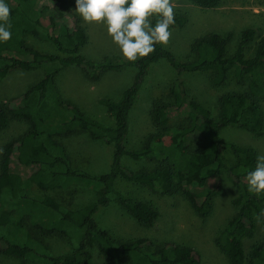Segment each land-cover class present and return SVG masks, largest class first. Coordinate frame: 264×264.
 I'll return each instance as SVG.
<instances>
[{
	"label": "trees",
	"instance_id": "obj_1",
	"mask_svg": "<svg viewBox=\"0 0 264 264\" xmlns=\"http://www.w3.org/2000/svg\"><path fill=\"white\" fill-rule=\"evenodd\" d=\"M176 1L172 0L175 23L170 31L187 22ZM191 1L204 8L224 2ZM6 3L11 37L0 42V82L17 69L42 68L45 74L15 104L0 102V133L13 122L25 125L3 145L0 157V251L40 264H199L197 251L189 245L147 236H115L102 227L98 214L115 200L142 227H156L160 212L152 203L128 195L120 183L128 182L162 194L181 193L198 215L206 217L221 191L224 174H228L241 194L234 200L237 212L217 235L216 243L231 264H264V240L253 243L249 250L245 247V240L255 236L259 219L264 222V193H249L246 180L259 152L254 146L229 143L237 161L228 164L221 135L228 126L264 135V27L261 34L258 28H244L233 52L229 49L232 33L212 32L194 41L193 58L182 60L166 45L156 44L145 57L114 62L109 56L96 60L82 52L92 36L74 10L75 0ZM258 36L254 52L248 56ZM29 37L51 42L68 54L37 50L28 43ZM161 61L176 72L169 89L171 102H153L149 116L155 129L144 135L140 146L130 147L134 105L150 70ZM70 66L83 69L93 80L107 71L135 70L132 83L119 98L102 101L113 126L64 99L57 77ZM200 72L212 73L215 86L224 85L233 73L243 87L218 96V118L189 93L183 79ZM174 121L180 123L174 125ZM75 133H87L113 147L108 170L92 174L75 166L67 142ZM166 133L171 137L169 143ZM127 157L151 166L134 170L125 164ZM12 158L28 167L27 177L8 170ZM77 186L92 188L96 197L74 208L62 195ZM56 238L65 239L70 251L53 253Z\"/></svg>",
	"mask_w": 264,
	"mask_h": 264
},
{
	"label": "rangeland",
	"instance_id": "obj_2",
	"mask_svg": "<svg viewBox=\"0 0 264 264\" xmlns=\"http://www.w3.org/2000/svg\"><path fill=\"white\" fill-rule=\"evenodd\" d=\"M175 6L187 18L184 26L171 30L166 47L182 60L193 58L192 45L201 35L218 32L223 35L233 34L230 52L236 48L240 32L246 27H255L260 30L264 27V0H224L216 8H204L191 0H177ZM80 17V16H79ZM81 18V17H80ZM82 19V18H81ZM82 24L89 27L90 43L83 47L82 52L87 56L100 60L109 56L112 61H118L120 50L107 35L105 26L100 22ZM260 36L252 43L248 56L254 52ZM28 43L47 53L67 55L51 42L36 37H29ZM45 74L44 69H17L0 82V102L15 104L22 94L33 84L39 82ZM135 70L133 68L119 71L104 72L97 80L90 79L81 68L70 66L57 77V84L65 100L78 105L87 115L114 125L103 100L117 99L132 83ZM176 78V72L166 61H161L150 70L147 81L142 88L131 116V131L128 139L130 147L141 145L146 133L155 127L150 119V107L157 99L170 103L169 89ZM213 74L200 72L186 74L187 89L205 106L211 109L216 118L218 115L217 98L226 91L241 90L242 86L235 81L233 73L222 86L212 83ZM174 121V125L179 124ZM25 128L23 123L13 122L0 133V157L3 145ZM226 145L222 149L223 158L228 164L237 161L236 155L229 147V143L243 146H254L260 156H264V135L256 136L244 129L228 126L221 130ZM165 140L170 142L171 137L165 134ZM75 159V166L92 174H98L109 168L113 147L103 141H96L87 133H75L67 140ZM125 164L134 170L149 168L151 163L132 160L127 157ZM8 170L17 172L24 177L28 176V167L11 159ZM215 182V181H214ZM121 187L134 199L152 203L160 212V219L154 228H145L115 200L109 206L100 210L98 214L102 227L118 237L133 238L139 236L154 237L161 242L186 244L193 247L200 260L199 264H231L216 243V237L224 228L227 221L237 212L234 200L241 194V189L234 179L224 174L221 181V191L214 199L211 213L206 217L198 215L189 201L181 193L162 194L145 186L120 182ZM96 197L90 187H73L62 195V199L71 207L77 208L87 205ZM113 198H116L113 196ZM264 240V222L259 219L258 230L253 238L245 240L247 250L255 242ZM53 253L69 252V243L62 238L52 242ZM0 264H40L17 256H11L0 251Z\"/></svg>",
	"mask_w": 264,
	"mask_h": 264
},
{
	"label": "clouds",
	"instance_id": "obj_3",
	"mask_svg": "<svg viewBox=\"0 0 264 264\" xmlns=\"http://www.w3.org/2000/svg\"><path fill=\"white\" fill-rule=\"evenodd\" d=\"M74 10L85 23H102L128 61L147 56L156 44L166 45L175 23L172 0H75ZM9 12L6 0H0V42L11 37ZM246 180L249 193H264V156L256 157Z\"/></svg>",
	"mask_w": 264,
	"mask_h": 264
}]
</instances>
